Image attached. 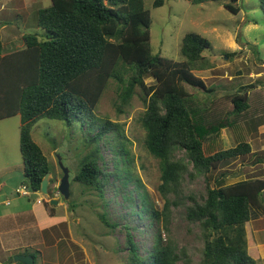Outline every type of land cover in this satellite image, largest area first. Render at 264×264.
Listing matches in <instances>:
<instances>
[{
	"label": "trees",
	"instance_id": "16d2710c",
	"mask_svg": "<svg viewBox=\"0 0 264 264\" xmlns=\"http://www.w3.org/2000/svg\"><path fill=\"white\" fill-rule=\"evenodd\" d=\"M237 1L190 2H219L236 15ZM163 3L164 0H153L152 7H161ZM259 7L264 13V0H259ZM35 23L44 32L42 37L23 35V47L19 50L3 53L0 38V120L20 116L19 150L26 188L32 193L40 191L41 180L50 171L41 149L31 139L34 124L50 119L67 127L77 125L84 136L86 154L72 182L94 189L100 198L109 176L120 181V187L132 183L133 190L123 197L131 208V194L137 191L139 209L131 213L136 218L146 215L158 221L170 204L182 203L178 192L183 174L191 179L200 175L205 180L204 195L199 200L191 195L184 197L188 203L185 218L201 230L199 264H256L247 253L244 226L252 211L264 216V180L229 185L221 180L211 188L208 174L222 161L251 153L247 124L264 115L263 90L254 89L260 91L254 97L256 105L252 106L246 91L241 92L244 88L204 104L194 102L184 84L209 91L193 71L201 69L198 63L203 61L202 54L210 44L198 34L187 33L179 48L184 61L152 54L150 15L143 0H50L49 7L36 12ZM148 78L153 79V84L145 83ZM109 80L117 84L121 105L129 102L135 87L142 92L146 107L137 122L144 133L145 150L158 161L159 192L164 198L162 213L148 203L141 181L132 174V157L122 142L126 139L120 126L101 121L93 113ZM223 128L230 131L233 147L220 148L219 131ZM86 132L91 136H86ZM107 133L114 134L111 140L103 142L111 149L113 170L105 172L99 160L100 144ZM176 151H181L184 159L176 158ZM259 157L248 164L261 161ZM187 164H191V172ZM170 193L173 200H169ZM98 218L106 227L117 226L108 224L104 214ZM124 228L129 264H177L179 254L170 240L163 241L160 234L154 236L152 250L139 256L129 227ZM181 255L185 257L183 252Z\"/></svg>",
	"mask_w": 264,
	"mask_h": 264
},
{
	"label": "rangeland",
	"instance_id": "374dc122",
	"mask_svg": "<svg viewBox=\"0 0 264 264\" xmlns=\"http://www.w3.org/2000/svg\"><path fill=\"white\" fill-rule=\"evenodd\" d=\"M190 1L164 0L161 7L153 8V0H143V7L150 15L151 53L175 62L184 61L179 51L183 36L198 34L209 42L210 47L203 52V61L198 63L201 69L193 71V75L209 91L202 92L184 84L192 100L204 104L244 88L241 92L246 91L250 106L256 105L254 97L260 90L254 89H261L264 93V13L260 10L259 0H238L234 4L239 9L236 15L226 11L219 2L192 5ZM49 6L50 0H0L3 53L21 49L23 35L42 37L44 32L35 23L36 12ZM153 82L152 78L145 80L148 85ZM118 93L117 84L109 80L93 113L101 121L120 126L127 142L121 141L125 142L132 157V174L141 181L148 203L162 213L164 198L159 192L158 161L145 150L144 133L137 122V117L146 107L142 92L135 87L134 95L125 105H121ZM258 123L263 124L259 129L256 127ZM19 126L18 114L0 120V264L14 256H28L33 264H129L124 225L129 227L139 256H145L152 250L154 236L160 234L163 241L170 240L175 245L179 254L177 264H199L203 247L201 230L198 224L185 218L188 203L184 197L191 195L199 200V196L204 195L205 180L202 176L196 174L191 179L183 174L178 192L182 203L170 204L167 213H162L158 221H152L146 215L136 218L132 213L139 209L137 191L131 194V208L123 200L133 190L132 183L120 187V181L109 176L100 198L94 189L71 181L86 154L82 130L78 131L80 127H67L57 120L40 119L31 128L30 136L47 160L50 178L47 194L40 191L32 193L26 188L23 176ZM247 131L254 153L220 162L208 174L211 188L221 180L229 185L263 178L264 164L255 163L251 169L248 163L259 156L264 161V150H260L264 148V115L251 119ZM86 136L91 135L86 132ZM113 136V133H107L100 144L102 159L99 165L103 164L105 172L112 171L113 167L111 149L103 142ZM219 137L221 149L234 146L227 128L219 131ZM174 156L184 159L181 151H176ZM59 160L68 169L67 200L58 193L62 177ZM191 168V164H187L188 172L192 171ZM24 191L26 195L22 194ZM168 197L173 200L171 193ZM50 200H55L56 204H50ZM100 214H104L108 224L117 226H104L99 221ZM255 216L262 217L258 227L263 229L264 216L252 211L251 219ZM244 232L248 243L247 237L250 238L252 231L246 224ZM253 252L256 254L253 256L259 258L257 250L253 249ZM256 264H264V261L256 260Z\"/></svg>",
	"mask_w": 264,
	"mask_h": 264
},
{
	"label": "crops",
	"instance_id": "0c3cea01",
	"mask_svg": "<svg viewBox=\"0 0 264 264\" xmlns=\"http://www.w3.org/2000/svg\"><path fill=\"white\" fill-rule=\"evenodd\" d=\"M3 28L4 27L1 26V29H3ZM261 125L263 126V124H261ZM261 125H258L257 129H259L258 127H262ZM258 134L260 135V131L258 132ZM260 150H264V148L262 147V149H260ZM251 153H254L252 148H251ZM256 163H258V165H262V164H264V161L261 160V161H257ZM253 165L249 164V168H251V169L254 168ZM242 166L245 167V165H242ZM246 168L249 169L248 167H246ZM263 169H264V166H263ZM261 177H263L262 180H264V176H261ZM261 219H262V217L255 216L253 219H250L246 223V226L252 231L250 238L247 237V241H248V243H246L247 253L254 260H258V261L259 260L264 261V227H263V229H260L258 227L260 225V222H262ZM253 249L257 250V254L259 255V258H255L253 256V254H254ZM254 255H256V254H254Z\"/></svg>",
	"mask_w": 264,
	"mask_h": 264
},
{
	"label": "water",
	"instance_id": "95a60500",
	"mask_svg": "<svg viewBox=\"0 0 264 264\" xmlns=\"http://www.w3.org/2000/svg\"><path fill=\"white\" fill-rule=\"evenodd\" d=\"M59 159V157H58ZM58 166L60 167V170L62 172V177L60 178L59 185H58V193L64 198V200H67L69 195V174L68 169L64 168L60 162L58 161ZM50 173H46L45 176L42 178L40 183V192L42 194H47V186L49 183ZM263 199H264V190H263ZM50 204H56L55 200H50ZM15 262L18 264H33V261L28 256H14L12 259L8 260L7 263Z\"/></svg>",
	"mask_w": 264,
	"mask_h": 264
},
{
	"label": "built area",
	"instance_id": "2783aa9c",
	"mask_svg": "<svg viewBox=\"0 0 264 264\" xmlns=\"http://www.w3.org/2000/svg\"><path fill=\"white\" fill-rule=\"evenodd\" d=\"M23 188V187H22ZM24 189V188H23ZM20 191L19 189H17V192ZM23 195H26V192H22Z\"/></svg>",
	"mask_w": 264,
	"mask_h": 264
}]
</instances>
